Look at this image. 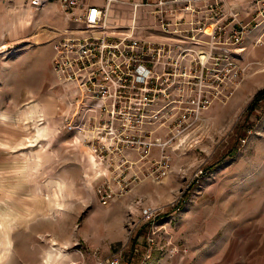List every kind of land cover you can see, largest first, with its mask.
I'll list each match as a JSON object with an SVG mask.
<instances>
[{
  "label": "rangeland",
  "instance_id": "obj_1",
  "mask_svg": "<svg viewBox=\"0 0 264 264\" xmlns=\"http://www.w3.org/2000/svg\"><path fill=\"white\" fill-rule=\"evenodd\" d=\"M227 2L246 27L233 96L196 123L161 116L141 136L157 144L147 158L122 137L58 132L59 113L44 122L38 103L62 98L57 82L43 86L45 69L15 56L0 66V264H264V102L250 112L264 23L254 0ZM102 187L116 195L107 205ZM148 206L163 213L155 223L141 217Z\"/></svg>",
  "mask_w": 264,
  "mask_h": 264
},
{
  "label": "built area",
  "instance_id": "obj_2",
  "mask_svg": "<svg viewBox=\"0 0 264 264\" xmlns=\"http://www.w3.org/2000/svg\"><path fill=\"white\" fill-rule=\"evenodd\" d=\"M47 1L29 4L41 9ZM255 3L259 27L264 0ZM79 8L82 14L75 12ZM62 9L69 26L51 42V66L63 93L59 128L66 133L122 137L118 141L138 145L147 158L157 144L141 136L154 134L161 116L196 123L215 100L227 102L237 88L244 68L234 48L246 27L227 0H104L102 6L64 0ZM223 71L231 78L223 79ZM159 164L166 174L168 159ZM99 192L103 205L116 196L109 187ZM140 213L149 224L163 214L151 206Z\"/></svg>",
  "mask_w": 264,
  "mask_h": 264
},
{
  "label": "crops",
  "instance_id": "obj_3",
  "mask_svg": "<svg viewBox=\"0 0 264 264\" xmlns=\"http://www.w3.org/2000/svg\"><path fill=\"white\" fill-rule=\"evenodd\" d=\"M63 1L48 0L43 8L37 9L29 4L30 0H0L1 67L4 64L7 66V64L12 62L9 60L10 56H15L19 60L16 61L17 63L20 61H30V63H34L45 69L44 73L46 72L49 75L42 80V84H45L43 86L47 87V80H50L51 83L56 81L51 67V42L69 26V16L62 9ZM85 3L87 5L102 6L104 0H85ZM75 12L78 14L83 13L80 8ZM20 36H24L25 38L23 37L22 39ZM24 40H30L28 42L32 41L31 45L26 46L27 43H23ZM244 40L245 37L242 44H244ZM3 55L5 57L1 58ZM11 60H14V58ZM38 103L42 110L44 122L52 119L59 113L57 131L62 130L59 126L61 124L60 116L64 108V102L61 99L57 100L55 92L44 91ZM44 122L42 123L43 125ZM44 127L47 129V125H44ZM39 132L40 129L38 130ZM93 165L95 167L96 163H93Z\"/></svg>",
  "mask_w": 264,
  "mask_h": 264
},
{
  "label": "trees",
  "instance_id": "obj_4",
  "mask_svg": "<svg viewBox=\"0 0 264 264\" xmlns=\"http://www.w3.org/2000/svg\"><path fill=\"white\" fill-rule=\"evenodd\" d=\"M264 102V90L258 93L256 98L254 99L253 103L250 106V112L253 113L258 106V103Z\"/></svg>",
  "mask_w": 264,
  "mask_h": 264
},
{
  "label": "bare ground",
  "instance_id": "obj_5",
  "mask_svg": "<svg viewBox=\"0 0 264 264\" xmlns=\"http://www.w3.org/2000/svg\"><path fill=\"white\" fill-rule=\"evenodd\" d=\"M212 30V26H210L208 29H207V31H211Z\"/></svg>",
  "mask_w": 264,
  "mask_h": 264
}]
</instances>
